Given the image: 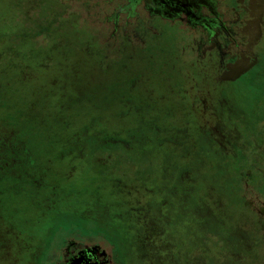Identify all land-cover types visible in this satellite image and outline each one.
Here are the masks:
<instances>
[{"label": "rangeland", "instance_id": "rangeland-1", "mask_svg": "<svg viewBox=\"0 0 264 264\" xmlns=\"http://www.w3.org/2000/svg\"><path fill=\"white\" fill-rule=\"evenodd\" d=\"M213 1L250 9L241 32L258 41L251 57L259 53L222 85L219 122L207 97H196L214 83L205 61L183 60L178 23L152 21L144 45L124 48L129 30L112 32L103 0H0V264H56L66 241L96 245L109 262L143 264L135 253L143 234L128 221L147 225L160 213L192 244L178 247L179 264H191L187 256L217 264L214 254L226 262L241 250L234 178L264 154V0ZM227 18L235 28L238 16ZM202 47L194 37V55ZM220 53L212 54L222 60L218 84L250 67L239 52L226 63ZM186 91L192 107L181 109ZM213 130L231 137V154Z\"/></svg>", "mask_w": 264, "mask_h": 264}, {"label": "flooded vegetation", "instance_id": "flooded-vegetation-1", "mask_svg": "<svg viewBox=\"0 0 264 264\" xmlns=\"http://www.w3.org/2000/svg\"><path fill=\"white\" fill-rule=\"evenodd\" d=\"M103 4L105 8H111L110 20L112 32L115 34L117 33L118 36L120 32L124 33L127 29L129 30L127 38H125L126 35L124 38H121L124 39V45L121 44V47L124 46V48L127 46L135 48V45H144L142 38L145 31L147 32L148 30L149 32L150 28L153 30V27L150 25L152 21L154 22L157 20L168 24H179L181 32H183V35L187 38V46H182L185 51H188L184 52L185 58L183 60L186 61L188 66L193 65V67L194 59L198 62L205 61L203 65L209 69L207 71L204 70L207 72V76L204 78L211 80V83H214V87L210 88L207 93L200 92L196 97L199 99L201 98V100L202 97H207V110L209 115L213 117H216L213 111H222V109H225L219 108L220 100L226 95L222 85L232 82L238 75L247 72L255 63L256 57L259 54L254 53L255 56L253 55L251 57L250 54L253 53L251 48L255 44H258V41H255V44H249L247 41L248 38L241 32V29L245 27V23L249 20V16L247 17V15H250V9L244 7V4L243 7L231 8L229 10L226 6H221V2L220 6L222 8H218L216 6L217 3L213 0H103ZM232 9L234 14L228 13V11ZM228 14L238 16L236 22L238 24L235 23V28L232 26L233 22L230 23L228 21L231 20L227 18ZM243 15L246 16L243 17L242 19L244 20L240 22V18ZM238 30H240V32H238ZM130 36L134 38L130 39ZM194 37L195 40L197 39V41L199 40V42L201 41L203 44V51L199 48L198 50L200 51L198 52L197 50V54L195 55L194 49H191ZM135 42L137 44H135ZM146 48L148 47L142 48V50ZM161 51L164 52V50ZM214 51L221 52L219 57L221 59L224 58L225 63L229 61L231 56L228 55L229 52H239L236 57L239 59L243 56L247 59L246 63H250V67L242 69L229 80L218 84L219 81H216L218 80V76L216 77L218 73L215 69L218 68L217 63L219 64L222 60L213 59L214 56L212 54ZM199 59L202 60L199 61ZM183 74L180 73L183 78L184 76L187 78L188 73L184 72ZM193 88V86H190V93ZM190 93L186 91V94L183 93L185 94L183 98L178 97L177 102L182 103L181 100H184L185 103V106L181 109L192 107L194 94L190 95ZM219 121L218 118V122ZM212 133L213 134L210 133V138L215 141L217 147L231 149V154L233 152V141H230L231 147L229 145L231 137L229 136L226 138V136H220L219 133H215L214 130ZM230 157H232V155H229V158ZM252 158L253 160L250 164L242 168L240 172L237 173V178H234L238 180V183L235 181L238 187L234 189H237L240 193V196L237 198L240 204L239 207H237L236 203H234L235 207H233V210L235 212L238 211L239 218L243 220V225L241 224L238 227H242V230L247 236L243 235L241 250L233 251L232 256L229 257L230 260L226 262L218 261L220 256L214 254L217 264H264V252L262 249L264 243V197L263 194H261V191H264V154L259 153ZM226 187L228 190L230 189L229 186ZM246 210H248V212ZM156 219L157 217L147 225L140 224L139 220H133L132 222L128 221V223H132L133 234L136 232H141L143 234L140 235L143 236L142 249L139 248L135 252L136 255H138V259H140L143 264H149V260H154L151 264H179L175 261L179 258L177 256L178 247H189V249H191L192 244L184 237L180 239L181 242L176 239L178 236L177 221L170 215L160 213V219ZM188 222H190V219L186 220L185 224ZM181 223L183 224V222ZM186 229L190 230L192 233V228L189 223L184 231H186ZM214 232L215 233L210 235V231L205 230L202 232V236L207 237V235H210L211 238H217V235H221L217 231ZM220 232L225 233L223 230H220ZM188 236L190 237L191 235ZM225 245L226 241H224V244L219 248L223 249ZM63 246L61 250L62 253L56 264H110L111 262V264H118L111 260V262H109L105 252L96 245L81 246L66 241ZM169 247H173V254H170L168 250ZM204 251L203 249V252ZM168 256H170V258H168ZM204 256H208V254L205 252ZM186 258L188 261L187 263L200 264L196 262L194 257L193 259L190 256ZM130 264H134V262Z\"/></svg>", "mask_w": 264, "mask_h": 264}, {"label": "trees", "instance_id": "trees-1", "mask_svg": "<svg viewBox=\"0 0 264 264\" xmlns=\"http://www.w3.org/2000/svg\"><path fill=\"white\" fill-rule=\"evenodd\" d=\"M15 165H16V164H15L14 162H11V163H10V166H9L10 169L16 170L17 167H15ZM13 170H12V171H13ZM12 171H9V172L11 173ZM10 173H9L7 176H11L12 174H10Z\"/></svg>", "mask_w": 264, "mask_h": 264}]
</instances>
